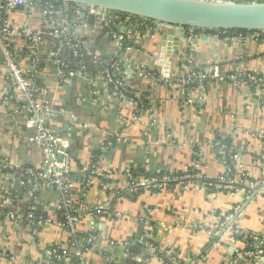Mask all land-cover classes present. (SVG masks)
Masks as SVG:
<instances>
[{
  "label": "crops",
  "instance_id": "obj_1",
  "mask_svg": "<svg viewBox=\"0 0 264 264\" xmlns=\"http://www.w3.org/2000/svg\"><path fill=\"white\" fill-rule=\"evenodd\" d=\"M66 16L58 12L47 20L39 6H15L2 13L1 24L13 33L8 42L21 49L25 73H36L37 98L51 109L48 125L70 152L68 193L74 208L81 209L78 231L89 239L86 264H260L247 253L255 252L252 240L264 236V87L206 79L201 102L189 105L182 91L158 78L157 62L167 33L165 59L172 70L218 64L223 72L239 67L264 76V38L253 32H223L221 37L218 32L186 29L178 37L176 27L149 24L134 30L129 19L121 30L130 31L132 38L120 46L87 16L69 21L71 37L83 52L77 54L79 66L67 67L52 55L57 44L53 37L43 34L32 45L28 35L62 28ZM118 53L130 62L126 79L131 88L150 96L143 97L148 107L141 112L137 101L118 99L105 80L94 78L96 65L82 67L83 60L97 57L100 63ZM34 56L39 58L37 67ZM4 59L0 45V98L8 85ZM139 67L147 73L141 75ZM33 133L21 103H0V163L10 165L0 166V264H51L52 246L71 250L73 236L63 225L61 194L20 172L42 166V148L29 140ZM221 141L239 154L236 164L248 189L231 185L212 191L205 182L192 180L129 194L127 169L184 170L195 163L197 151L200 172L207 180H221L226 171ZM99 204L122 217L97 215L93 209ZM225 216H230L227 226L218 230V220ZM148 227L153 239L145 237Z\"/></svg>",
  "mask_w": 264,
  "mask_h": 264
},
{
  "label": "built area",
  "instance_id": "obj_2",
  "mask_svg": "<svg viewBox=\"0 0 264 264\" xmlns=\"http://www.w3.org/2000/svg\"><path fill=\"white\" fill-rule=\"evenodd\" d=\"M255 1V0H253ZM17 5H24L28 9H32L35 6H39L45 15V18L48 20L53 19V15L58 12H72L76 13V20L81 22L90 14H94L96 23L105 31V34L112 37L113 39L119 41L120 46L124 45V42L127 39H131L132 35L130 31L115 30L110 28V23L114 19V16L111 14L104 13L103 10L98 8H93L85 5H71L66 2H62L59 6H55L51 0H0V45L4 49L5 54V64L8 71V85L4 89L2 96L0 98V103L3 105H8L11 102L21 103L27 113V124L34 129V133L29 136L31 142L38 143L43 152V163L39 169H20L22 174L29 173L38 180L45 181L54 188H56L61 194V209L63 212V225L71 232L72 236H76L79 232L77 228V223L79 218L82 216L81 209H75L73 206V198L68 193L69 183L68 177L71 171L72 159L70 152L66 149L63 144V139L49 127L47 122V115L51 109L44 105L38 98L37 92L40 89L39 82L37 81L38 77L35 74L27 75L21 66V49L14 48L8 40L13 36L11 29L4 27L1 24V15L5 10H9ZM62 9V10H60ZM66 16L63 19L62 28L52 27L53 29L50 32L42 30L39 33L28 34L29 39L33 43L32 45H37L41 41L43 34L50 35L58 43L55 51L52 53L56 62L60 65H67L57 58L59 49L62 46V39L71 36L69 28V20ZM130 18L126 17V21ZM124 20V21H125ZM123 20L121 19L118 24H122ZM226 32V31H225ZM253 35L257 38H264V31H253ZM73 47H78V43H74ZM33 54L36 53L35 47H30ZM37 54V53H36ZM116 55V54H115ZM166 51L162 52V57L158 60V78L167 83V85L177 91H182L184 93L183 101L185 104L193 105L201 102L203 98V83L206 79H216L220 82L226 81H236L244 82L247 84H254L256 87H264V76L257 73H252L249 71H243L239 67L236 68L233 72H223L221 66L215 64L209 68H203L199 70L192 69H181L175 70L171 68L170 61L165 59ZM124 59V58H123ZM92 61L96 64L99 63L97 57H93ZM33 63L35 67L39 66V58L37 56L33 57ZM167 64V65H166ZM99 65V64H98ZM101 67H104L103 71L98 72L94 78L105 80L108 84L109 91L113 96H116L120 100H130L137 101L139 99H150L149 95L143 96V94H137L130 86L126 79V71L113 63L111 60L101 64ZM130 62L124 59L123 68L129 69ZM84 67V66H82ZM74 73L73 71L70 72ZM122 75L118 77L117 74ZM139 73L145 75L147 73L144 69L139 67ZM155 77V76H154ZM91 78V79H94ZM156 78V77H155ZM144 110V106L139 103L137 107V112ZM56 112L55 110H53ZM224 146H222V149ZM221 155L226 163L228 157L235 163L236 175L229 182H224L225 178H221L223 183L214 184L218 187L228 189L234 183L241 182L243 171L239 166H237L236 161L239 159V154L237 152H230L227 154L225 151H221ZM201 151H197L196 157L200 158ZM227 165V164H226ZM0 166L3 168H8L10 165L7 162L0 163ZM198 170L200 169V162L195 159V163L192 165ZM187 167L184 169L186 170ZM230 171V169H229ZM126 173L129 177V194L139 193L141 190H152V189H162L168 184L170 179L168 176H163L161 179L157 177H148L138 175L135 176L132 173V170L127 169ZM202 173L198 172L195 174H182L176 175L173 179L179 181V183L186 184L189 182V179L195 177L196 180H201ZM240 177V178H239ZM238 179H240L238 181ZM208 189L210 185L204 183ZM213 186V185H212ZM239 207H236L235 212L239 211ZM94 212L97 215H108L113 218L122 217V213L119 211L111 210L106 204H99L94 207ZM13 218H23L22 215H14ZM230 216L221 217L218 220L216 225L218 230H223L227 225V220ZM219 232V231H217ZM216 232V233H217ZM145 237L147 239H153L154 235L152 233V228L148 227L145 232ZM89 242V239H76L71 243V250L64 249L63 254L75 258L76 264H86L85 262V248L84 244ZM149 245L153 246V241H149ZM61 247V246H60ZM248 255L255 254V252H248ZM50 255L52 256L51 264H59L61 261L62 255L58 253L57 248L50 249ZM264 256V255H263ZM260 256L258 255V258ZM176 258V257H175ZM174 258V259H175ZM70 264V263H68Z\"/></svg>",
  "mask_w": 264,
  "mask_h": 264
},
{
  "label": "water",
  "instance_id": "obj_3",
  "mask_svg": "<svg viewBox=\"0 0 264 264\" xmlns=\"http://www.w3.org/2000/svg\"><path fill=\"white\" fill-rule=\"evenodd\" d=\"M75 5L98 8L106 14H120L118 24L126 29V17H138L151 24L176 27L181 37L185 28L204 30L264 31V0H58ZM24 5H17L22 7ZM90 21L94 14L88 15ZM125 20V21H124ZM168 34L163 35L162 52L168 50ZM58 43V42H57ZM57 46V44H56ZM168 46V47H167ZM56 49V48H55ZM167 65V64H166ZM133 72V71H131ZM240 184V183H238ZM262 188H254L255 192ZM227 226V225H226ZM253 260L264 264V236L252 240ZM258 255L260 256L258 258ZM250 258V257H249Z\"/></svg>",
  "mask_w": 264,
  "mask_h": 264
},
{
  "label": "trees",
  "instance_id": "obj_4",
  "mask_svg": "<svg viewBox=\"0 0 264 264\" xmlns=\"http://www.w3.org/2000/svg\"><path fill=\"white\" fill-rule=\"evenodd\" d=\"M55 6H59L62 2L61 1H58V0H51ZM74 5V4H72ZM62 10V9H60ZM63 13H66L67 14V18L69 21H72L74 19H76V13H72V12H63ZM112 16H114V19L112 20V22L110 23V28L112 29H115V30H120V28L118 27V23L119 21L121 20V16L120 14H115V13H112L111 14ZM131 21L133 22L129 27L130 28H135V29H139L141 28V30H145L146 28H148L149 23L148 21L144 20V19H140L138 17H132ZM134 29V30H135ZM186 30L188 31H193V32H196V33H201L203 31H212V32H218L220 33V36L221 37H225L223 32H225L224 30H204V29H189V28H185ZM104 32L106 31V29L103 30ZM238 32L240 34L242 33H248L249 31H246V30H239V31H236V30H226V32ZM129 39H127L125 42H124V45L125 46L126 44L129 43ZM75 43V41L72 39L71 36L68 35V37L62 39V46L60 47L59 49V53H58V56L57 58L60 59L62 62L66 63L68 66L67 67H70L69 64H73L75 67L76 66H79V59L77 54L78 53H81V51L83 52V49H79L78 47H73V44ZM120 53V52H119ZM116 54V55H107L105 56L101 61L100 63L96 64L95 62L92 61V59H87L86 61H84L83 59V64L84 67L89 64H94L96 65V71H95V74H98V72L100 71H103L104 70V67H101L100 65L101 64H105V62L107 61H112L113 63L119 65L122 70L126 71V69L123 68V62H124V59H123V56L122 54ZM81 65V64H80ZM86 70V69H85ZM118 77H122V75H120L119 73L117 74ZM38 81V79H37ZM39 82V81H38ZM108 85V84H107ZM139 103L142 104L143 106L145 107H148V102L146 100H141L139 99ZM220 143H223L221 144L222 146H224L222 149L223 151H225L227 154H229L230 152H232V150L234 149L230 143H227L225 141H221ZM234 152V151H233ZM222 156V155H221ZM195 159L196 160H199L201 162V159L198 158L195 156ZM226 171L225 173L222 175V178L224 177L225 178V181L224 182H229L231 179L234 178V175H236V169H235V163L228 157L227 161H226ZM230 169V171H229ZM201 170H198L196 169L195 167H193L192 165L188 166L186 170H178L176 172H170L169 170L167 169H159L157 171H154V172H150V171H146V170H137V171H132L133 175L135 176H138V175H142V176H148V177H157L159 179H161L163 176H168L170 179L168 180V184H172V183H178L179 181L176 180V179H173V177H175L176 175H182V174H195V173H198L200 172ZM192 180H196L195 177H192L189 179V181H192ZM201 181L202 182H205L207 184H212L209 186V188L213 191H217V190H223L225 188H222V187H218L216 185L218 184H221L223 183L221 180H207L205 178V176L203 175L202 173V176H201ZM240 183V184H238ZM238 183H234L233 185L235 186H238V187H241V188H245V189H248L244 183L242 182H238ZM216 184V185H214ZM227 190V189H225ZM229 190V189H228ZM8 210V209H7ZM224 218V217H223ZM86 235L82 234V233H77L76 236L74 237H71V240H70V243H72L74 240L78 239H85ZM86 244V243H85ZM83 245L84 247H86V245ZM88 247V246H87ZM53 248H57L58 249V253H60L62 255V258H61V261L58 262L59 264H76V260L75 258L71 257V256H68V255H64L63 254V250L64 249H68L67 246L65 245H54L52 246V249ZM180 264H183V262H181Z\"/></svg>",
  "mask_w": 264,
  "mask_h": 264
}]
</instances>
